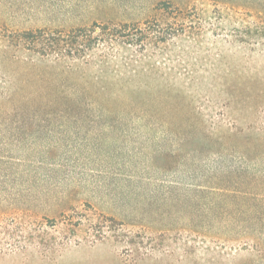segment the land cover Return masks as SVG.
<instances>
[{
  "label": "rangeland",
  "instance_id": "374dc122",
  "mask_svg": "<svg viewBox=\"0 0 264 264\" xmlns=\"http://www.w3.org/2000/svg\"><path fill=\"white\" fill-rule=\"evenodd\" d=\"M159 1L0 0V264H264V8Z\"/></svg>",
  "mask_w": 264,
  "mask_h": 264
},
{
  "label": "trees",
  "instance_id": "16d2710c",
  "mask_svg": "<svg viewBox=\"0 0 264 264\" xmlns=\"http://www.w3.org/2000/svg\"><path fill=\"white\" fill-rule=\"evenodd\" d=\"M242 6L250 5L254 8H264L262 0L239 1ZM245 2V3H244ZM153 10H163L169 14L179 13V6H174L171 0L159 1L153 6ZM161 12V11H159ZM146 20L144 23H147ZM155 30L153 32L163 33L167 29L160 26L159 21L154 19ZM144 28L139 23H113L112 25H93L90 27H75L69 29H35L24 30L8 37L14 42L27 44L31 49H36L40 54L54 53L57 55L80 54L90 49L96 42H104L105 37H125L128 41H140L147 38L144 35ZM12 34V35H11ZM148 36V35H147Z\"/></svg>",
  "mask_w": 264,
  "mask_h": 264
}]
</instances>
